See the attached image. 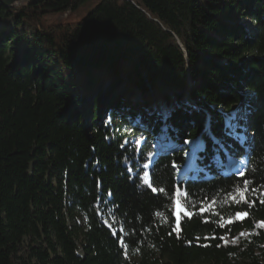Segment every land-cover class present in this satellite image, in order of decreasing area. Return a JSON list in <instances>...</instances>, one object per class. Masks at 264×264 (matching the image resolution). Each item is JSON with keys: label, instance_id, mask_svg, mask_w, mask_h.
<instances>
[{"label": "trees", "instance_id": "1", "mask_svg": "<svg viewBox=\"0 0 264 264\" xmlns=\"http://www.w3.org/2000/svg\"><path fill=\"white\" fill-rule=\"evenodd\" d=\"M87 1L0 3V264H264V0H102L46 24ZM177 104L173 143L208 142L188 187L184 153L150 147Z\"/></svg>", "mask_w": 264, "mask_h": 264}, {"label": "snow or ice", "instance_id": "2", "mask_svg": "<svg viewBox=\"0 0 264 264\" xmlns=\"http://www.w3.org/2000/svg\"><path fill=\"white\" fill-rule=\"evenodd\" d=\"M180 107L181 106L178 104L171 107H164L161 111L156 113V115L159 117V122L161 127L159 134L156 135L155 139L151 142L150 147L157 157H161L166 154L171 155L175 152L184 153L185 157H187L186 162H184L182 166H178L175 163H173L172 168L178 173L177 180L179 187H188L198 179L201 173H205L207 171L206 167H203L198 163V161L201 160V157L198 155V153H202L206 151L208 142L202 141L200 139L197 140L188 139V132L185 131L183 136L180 137V139L177 140L176 143H173V138L169 135V133L175 132L177 133V135H179V129L172 126L169 123V121L171 120L177 109H179ZM184 107L186 109L198 110L196 109V106L191 103H186ZM231 119L233 121L237 119L235 113L232 115ZM132 126L133 127L139 126L141 130L148 131L146 126L141 124L140 117H137L136 121L133 122ZM226 126L229 128L234 138H238L242 143L247 140L246 135L243 134H240L237 137V134L234 131V129L239 127V125L228 123ZM154 127L155 125L153 124L152 128L154 129ZM243 131L246 132V129H244ZM209 141L214 146V151L212 153V160L210 163H214L216 166H220L222 163L221 156L227 157L231 162L232 155H230V153L234 154L232 149H229L226 144H223V142L217 144L216 141L213 140L211 137H209ZM132 143H136V141L134 140L132 141ZM137 167L139 168V171H143V169L148 168V164L145 163L142 166L138 165ZM139 171L137 172V179L141 178L139 176ZM145 175H147V173H145ZM179 187L173 190L175 192V197H176L177 219L179 218L180 215L179 197L181 196V192L179 190ZM151 191L156 192L157 189L152 188ZM245 191H247V188H245ZM240 195L243 196L244 192H241ZM241 215H245V214H241Z\"/></svg>", "mask_w": 264, "mask_h": 264}, {"label": "rangeland", "instance_id": "3", "mask_svg": "<svg viewBox=\"0 0 264 264\" xmlns=\"http://www.w3.org/2000/svg\"><path fill=\"white\" fill-rule=\"evenodd\" d=\"M102 0H88L85 4H83L77 11L71 13H51L46 16L45 22L46 24H71L77 23L83 20ZM242 23L248 24V20L242 21ZM190 87V80H189ZM248 136V133H247ZM148 181V177L146 178ZM187 211L180 204V215L179 218L183 215H186ZM177 215V208H176Z\"/></svg>", "mask_w": 264, "mask_h": 264}, {"label": "water", "instance_id": "4", "mask_svg": "<svg viewBox=\"0 0 264 264\" xmlns=\"http://www.w3.org/2000/svg\"><path fill=\"white\" fill-rule=\"evenodd\" d=\"M40 0H0V3L6 8H20L21 6L37 3Z\"/></svg>", "mask_w": 264, "mask_h": 264}]
</instances>
